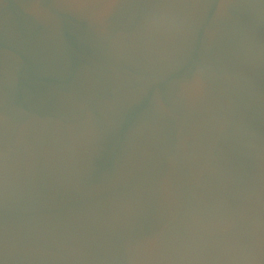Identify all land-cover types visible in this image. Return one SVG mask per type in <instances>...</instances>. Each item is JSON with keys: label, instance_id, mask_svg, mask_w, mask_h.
I'll use <instances>...</instances> for the list:
<instances>
[{"label": "water", "instance_id": "obj_1", "mask_svg": "<svg viewBox=\"0 0 264 264\" xmlns=\"http://www.w3.org/2000/svg\"><path fill=\"white\" fill-rule=\"evenodd\" d=\"M0 264H264V0H0Z\"/></svg>", "mask_w": 264, "mask_h": 264}]
</instances>
